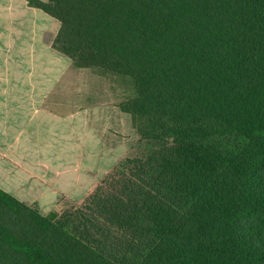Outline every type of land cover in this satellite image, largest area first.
<instances>
[{
    "label": "trees",
    "instance_id": "trees-1",
    "mask_svg": "<svg viewBox=\"0 0 264 264\" xmlns=\"http://www.w3.org/2000/svg\"><path fill=\"white\" fill-rule=\"evenodd\" d=\"M27 1L139 142L53 220L0 189V264H264V0Z\"/></svg>",
    "mask_w": 264,
    "mask_h": 264
},
{
    "label": "crops",
    "instance_id": "crops-1",
    "mask_svg": "<svg viewBox=\"0 0 264 264\" xmlns=\"http://www.w3.org/2000/svg\"><path fill=\"white\" fill-rule=\"evenodd\" d=\"M60 27L27 0H0V189L46 217L83 203L138 139L121 103L62 96L77 69L53 48Z\"/></svg>",
    "mask_w": 264,
    "mask_h": 264
},
{
    "label": "rangeland",
    "instance_id": "rangeland-1",
    "mask_svg": "<svg viewBox=\"0 0 264 264\" xmlns=\"http://www.w3.org/2000/svg\"><path fill=\"white\" fill-rule=\"evenodd\" d=\"M73 68L75 67L73 66ZM75 69H77L75 70L76 73H69V77L67 76L65 87L62 88V96L71 99L75 97L78 102V108L106 107L109 106V104L114 105L122 103L124 100L132 98L135 95L132 81L128 78L123 79L111 75H104L105 77H101L102 75L91 69ZM138 142L139 136L131 156H134ZM111 171L109 173H111ZM81 204L82 202L75 203L64 199L55 211L57 213L56 216L62 214L70 207L80 206Z\"/></svg>",
    "mask_w": 264,
    "mask_h": 264
},
{
    "label": "water",
    "instance_id": "water-1",
    "mask_svg": "<svg viewBox=\"0 0 264 264\" xmlns=\"http://www.w3.org/2000/svg\"><path fill=\"white\" fill-rule=\"evenodd\" d=\"M55 218V214H52L51 216H49V220H53Z\"/></svg>",
    "mask_w": 264,
    "mask_h": 264
}]
</instances>
